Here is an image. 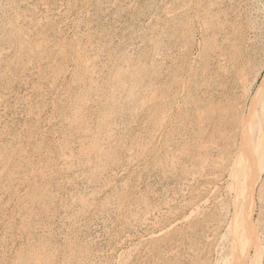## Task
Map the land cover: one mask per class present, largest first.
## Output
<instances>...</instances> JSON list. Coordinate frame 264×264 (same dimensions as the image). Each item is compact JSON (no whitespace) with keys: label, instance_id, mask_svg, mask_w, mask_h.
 <instances>
[{"label":"rangeland","instance_id":"374dc122","mask_svg":"<svg viewBox=\"0 0 264 264\" xmlns=\"http://www.w3.org/2000/svg\"><path fill=\"white\" fill-rule=\"evenodd\" d=\"M259 94L264 0H0V264H264Z\"/></svg>","mask_w":264,"mask_h":264},{"label":"bare ground","instance_id":"6f19581e","mask_svg":"<svg viewBox=\"0 0 264 264\" xmlns=\"http://www.w3.org/2000/svg\"><path fill=\"white\" fill-rule=\"evenodd\" d=\"M260 95L261 94L254 97L253 102L251 104L252 105L251 109L249 110L248 115L245 117L243 125H242V126H244L245 133H244V137H242V143L240 142L241 143V147H240L241 153H240V157H239L240 162L237 163V161H236L235 166H236V170H237V168L240 169V167H241L243 173H245V177L241 176L243 173H240V172L234 174L236 171L235 172L233 171V174H232L233 178H234V182L235 183L241 182L242 186H243V190L241 192L242 196H241L240 202L238 203V205H236L238 208L234 213V217L236 219H239L242 217L239 220V221H241V228L245 232H247L246 237L244 236V238L236 239V241H235V244H236L235 250L237 249V247H239V250H238L239 253H238V255H236L237 256L236 260L237 259L241 260L243 258H246L247 252L250 249V248L248 249V247L252 246L251 244H253V238H254V234L251 233V228H250V226H251V221H250L251 220V213H252V208H253V202H251V196L253 194L250 191H251L252 187L254 185H256L254 183L256 181H258V177H259L257 175L258 174V166L264 165V143L261 142V140L258 138V136L256 134V128L258 126L257 120H259V118H264V115L259 117L258 114L255 112V110H257V109H255L256 106L254 108V103L256 102V99H258L257 97H259ZM255 104H257V103H255ZM262 111H264V107L262 108ZM252 134H254V136H252ZM250 135H251V138H249ZM255 162H258L260 165L258 164V166H256ZM262 170H261V172H262ZM261 172H259V173H261ZM230 190H231V187H230ZM250 194H252V195H250ZM248 233H250V234H248ZM236 254H237V252H236ZM241 261L244 262L243 260H241ZM249 261H250V264H254L253 261L252 262H251V260H249ZM237 264H239V263L237 262Z\"/></svg>","mask_w":264,"mask_h":264}]
</instances>
